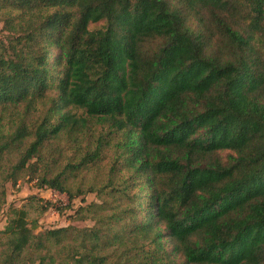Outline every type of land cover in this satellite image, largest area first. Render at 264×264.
I'll return each instance as SVG.
<instances>
[{
	"label": "trees",
	"instance_id": "1",
	"mask_svg": "<svg viewBox=\"0 0 264 264\" xmlns=\"http://www.w3.org/2000/svg\"><path fill=\"white\" fill-rule=\"evenodd\" d=\"M0 24V177L102 199L38 234L12 209L0 264H264V0H0Z\"/></svg>",
	"mask_w": 264,
	"mask_h": 264
},
{
	"label": "rangeland",
	"instance_id": "2",
	"mask_svg": "<svg viewBox=\"0 0 264 264\" xmlns=\"http://www.w3.org/2000/svg\"><path fill=\"white\" fill-rule=\"evenodd\" d=\"M99 24L91 25L93 29ZM6 33L2 30L0 24V39H4ZM15 118V113L8 119ZM12 123L5 125L6 130L11 129ZM67 147H64L66 149ZM70 152L64 150L62 159L66 161ZM13 159V158H12ZM14 162V161H12ZM63 165V164H62ZM9 166V165H8ZM106 165L100 164L97 169L91 172L87 178L89 182L99 187L105 180ZM101 198L95 193H84L78 195L71 203H68L67 196L54 190L38 187L36 180H29L28 177H19L15 184L4 181L0 177V232L7 228L9 220L12 218V209H23L26 212L28 227L34 234H38L47 229H56L73 226L75 228H91L93 222L89 219V214L82 211L90 203L100 204ZM105 214V213H104ZM4 242V236H0V250ZM60 246L50 248V255L54 258V264H67L65 256L62 255ZM103 254L113 255V249L107 250ZM38 254L28 249L24 255L22 263L19 264H37ZM68 264H72L71 262Z\"/></svg>",
	"mask_w": 264,
	"mask_h": 264
}]
</instances>
